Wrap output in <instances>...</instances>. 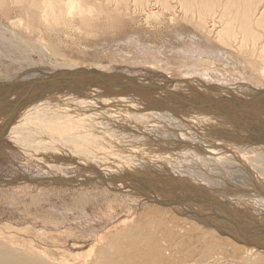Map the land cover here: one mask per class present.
I'll return each instance as SVG.
<instances>
[{
    "label": "bare ground",
    "instance_id": "6f19581e",
    "mask_svg": "<svg viewBox=\"0 0 264 264\" xmlns=\"http://www.w3.org/2000/svg\"><path fill=\"white\" fill-rule=\"evenodd\" d=\"M10 4L29 22L25 25L18 19L12 22L7 18V21L29 36L39 34L43 28L50 36L67 38L71 36L69 33H76L88 44L99 46L139 42L142 52L150 56L171 52L185 59L184 80L174 79L166 72L169 64L162 62V65L158 60L147 63L151 69H161L162 74L155 73L160 78L152 77L150 83L146 80L137 85L111 79L95 64L80 65L72 60L56 62L54 66H32L30 61L27 72L1 79L0 138L19 142L26 156L44 165L38 171L43 169L44 174L35 180L38 185L71 181L86 185L90 181L89 184L103 187L101 195L124 202L118 204V209L108 205L112 211L126 213L107 218L104 222L109 224L107 231L94 237V244L102 250L103 245L111 246V235L119 236V232L135 224L140 207L154 206L158 209L146 208L147 219L140 217L139 221H145L142 227L145 229H165L168 236L165 234L167 237L159 241L167 255L165 260L173 262L171 259L182 254L181 249L188 242L194 250L191 252L199 250V253L192 258L193 254L185 251L191 259L184 258L181 262L182 258H175L181 264H264V218L249 212L251 204L245 200L237 202L231 195H236L232 182L237 185L251 179L264 193V126L256 124L264 121V0H0V12L6 14ZM10 33L9 43L19 49V35L15 31ZM228 64L235 68L233 71L238 76L234 78H239V84H234L236 80L233 84L225 80L224 86L217 82L218 72L231 70ZM8 67L11 69V65ZM164 67L166 70H162ZM216 102H222L227 109L215 110L209 103ZM244 115L249 116L248 122L240 119ZM252 117L260 118L254 122ZM202 140L204 144L213 140V145H204ZM46 165L49 168H44ZM74 167L82 168L83 172L70 174ZM250 202H254L252 207L264 206L263 197L253 196ZM108 207L106 215L110 213ZM167 213L173 220L163 219ZM98 216L101 219L102 215ZM125 231L122 233L127 235ZM3 233L0 264H71L72 259L87 264L95 259L92 250L86 252L89 243L82 241L85 234L82 239L68 240L69 250L57 247L59 255L49 253V247H42L37 241L15 239V234L4 236ZM114 241L116 246H121L118 245L121 241ZM147 241L149 238L145 237L132 249L146 250ZM79 247L85 250L81 257ZM231 248L241 250L240 257L234 258Z\"/></svg>",
    "mask_w": 264,
    "mask_h": 264
},
{
    "label": "rangeland",
    "instance_id": "374dc122",
    "mask_svg": "<svg viewBox=\"0 0 264 264\" xmlns=\"http://www.w3.org/2000/svg\"><path fill=\"white\" fill-rule=\"evenodd\" d=\"M13 8H14V5L11 6V4H10L9 10L6 12V14H2L0 12V22L3 24L2 25L0 23L1 24L0 25V34L3 35L2 40H0V75H2V76H0L1 77L0 78V82H2L1 79L8 78L10 75L16 74V72L17 73H21V74H23V72L24 73L27 72L28 71V68L30 67V65H32V66H38V65H43L44 64V65H48V66H51V65L54 66V65H56L58 63H61L63 61L64 62L65 61L66 62H68V61L69 62H72L73 61V62L78 63L80 65H86V66L94 65L95 64L94 66H97L98 68L101 67V70H103V74L105 76L108 75L107 77H110L111 79H112V77H113V79L116 78L117 80L118 79H121V81L126 82L129 85H137L138 83L144 82L146 80H147V83H150V82H148V81H150V79H151V81L154 80L152 77H156V78L159 79L160 78V74H159V76L157 74L158 73H161L162 74V71H160L161 69H159V71H158V69L157 70L151 69L149 63H147L149 61L150 62H153L155 60H158V63H160V61H161V64L162 65H163V63L164 64H169L167 66L168 67V70H166L167 67L166 68L164 67L165 69L162 68V70H166V72L169 71L171 73V76L174 77V79L184 80L186 78L185 72H182V71H184L186 69V67H184L182 65V63L184 62L185 59H183V58L179 57V55H176V54L171 53V52H163V53H160V54H158L156 56L157 58L155 56H153V55L150 56V54L148 55V54L142 52V50L140 49L139 44H138L139 42H133L132 43L133 45L131 43H129V42H122V43H119V44H111V45L110 44L107 45L105 43H103V45H102L100 43V46L97 44L98 45V47H97L96 44H94V45H93V43L92 44H88L85 40L81 39V37H79L76 33H73V34H70L69 33V35H71V36H68L67 38H65L66 35L59 36V35L52 34L50 36L48 33H46V31L44 32L43 28H40V26H38V24H36L35 27H38V29L40 28L39 30H42L40 32L38 30V32H39L40 35L38 33L36 35H33V36L30 34L32 36L31 37V36H29V33H24L25 31L23 32V30H21L20 27H19V29H17L18 27H13L15 25H13V24L10 23V21H12V22H18V20L21 21L22 24L23 23L24 24L25 23L27 24L29 22L26 17H24V16L21 17L22 14H19V10H14ZM14 11H15V13H14ZM11 12H13V14ZM13 15H14V17H13ZM15 15H16L17 18L15 17ZM7 18L8 19H11V20L10 21H7L8 20ZM15 20H17V21H15ZM143 21H145V18H144ZM4 24H6V25L8 24L7 25L8 27H6ZM14 28H16L17 30L14 29ZM3 29H5V30H3ZM1 31H4V32H1ZM13 31L17 32V35H19V37H18V39L20 40L19 49L16 48V47H14V46H12L11 45L12 43H9V40L11 41V39H9V37H11V33L10 32H13ZM20 33H22V36H21ZM23 36H25V37L27 36L28 38H25ZM34 37L36 39H38V40L34 39ZM30 38H32L33 40L30 39ZM74 38H76V39H74ZM43 39H44V42H42ZM4 40H6V43H8V44H5L4 43L5 42ZM26 40H29V41H26ZM45 41H46V43H45ZM49 41L51 43V44H49L50 46L48 45ZM13 42H17V41H13ZM22 43H24V44H22ZM81 43L82 44H85V45L83 46ZM25 44L27 46H25ZM52 44H54V47L58 44L56 46L57 48H54ZM104 44H105V47H104ZM124 44H125V46H123ZM86 45H88L87 48L85 47ZM117 45H118L119 48L117 47ZM153 45H155V44H153ZM30 46H31V48H28ZM40 46L42 47V49H41ZM157 46L160 47L159 45H157ZM88 47H90V48L88 49ZM99 47H101V48H99ZM122 47H124V48L122 49ZM27 48H28V51H27ZM81 48H82V50H81ZM96 48L97 49L99 48L98 49L99 51L96 50ZM137 48H139V49H137ZM61 49H62V53H61ZM135 49H137L139 52L137 50H135ZM34 51L36 52L35 55H34V53H35ZM25 52L27 54H29V55H27ZM97 52H99V53H97ZM1 53H2L3 56H1ZM38 53L40 55H38ZM63 53H65L66 55L63 54ZM124 53H126V55H124ZM128 53H130L129 55H131V53H132V55L129 56ZM75 54H76V57H75ZM95 54H97V55H95ZM5 55H6V58H5ZM80 56H83V57H80ZM115 56H117L116 57L117 59L115 58ZM123 56L124 57L126 56L127 58H124ZM134 56H136L137 58H135ZM132 57H133V59H132ZM152 57H153L154 60H152ZM24 58H25V60H24ZM74 58H75V60H74ZM35 60H37V62ZM19 62H21V63H19ZM56 62H58V63H56ZM17 63H19V64H17ZM10 65H11V69L8 67ZM20 68H21V70H20ZM227 68L228 69H231V70L230 71H227L226 70V72H224L225 74L224 73L222 74V72L221 73L218 72L217 76H218L219 79L217 80V82H221L220 85L223 84L222 86H224L225 84H227V82H228V84L229 83L230 84H233L232 82L236 80L235 81L236 83H234V84H239V78H237V79L234 78V77H237L238 75H237L236 72L233 71V69L235 70V68L233 67V65L232 66L229 65ZM176 69L177 70L179 69V70L176 71V72H174ZM35 71H37V70H35ZM5 72H6L7 75L8 74L9 75L7 76L6 74H4ZM155 73H157V74H155ZM209 74H210L211 77L213 76V73L212 72H210ZM232 74L233 75L235 74V75L232 76ZM126 80H128V81H126ZM225 80H227V82ZM126 86H128V85H126ZM238 92L241 93V94H243V92H241V91H238ZM243 95L244 96H247L248 94L247 95L243 94ZM209 104L212 107H215V110H216V108H218V109L220 108V109H224V110L227 109V108H223L222 102H216L215 104L214 103H209ZM247 118H249V116H247V115L246 116L245 115L244 116H240V119H244V121H246V122H248L247 121ZM258 118H260V117H252V121L257 122L259 120ZM246 122H244V123H246ZM258 123H260V124H262L264 126V121L263 120L258 121L256 124H258ZM246 124H250V123H246ZM252 127L254 128V127H257V126H252ZM257 130H260V128L258 127ZM263 132H264V130H263ZM0 139H1V142H0V234H2L3 232H4L3 234H5L4 236H7V234L8 235L15 234V236L18 237L17 238V237L14 236L15 239H22L23 240L25 238V240L29 239L27 241L33 240L34 241L33 243H35V241H37L38 243H41V245L40 244L39 245L42 246V247L47 245V247H49V249H48V252L49 253L59 254V255H61V253L58 252L59 250H61V249L62 250H69L70 249L69 243L67 242L68 240H73L74 241V240H77V239H82L83 238V235L85 234L84 235L85 237L82 239V241H85V242L89 243L88 245L85 246L86 247V252H87V250H89V251L92 250V253H94V255H95L94 256L95 259L93 261H91L93 263L87 262V264H128V263L129 264H141V263L142 264H181V262H183L185 259L186 260H189V259H191V257L193 258L194 256H197L198 255L199 250L198 251L195 250L197 253L196 252H191V251H194V250L191 249V247L188 245V242H187V244L185 242L186 245L184 244V246H183V248L181 249V252H180L183 255L182 254H179V255L175 256L173 259H171V260H173L174 263L172 261L165 260L164 256L167 257V255H164V250L160 246V242H159L164 237H167L168 236L166 234L165 229L164 228H161V227H155V228H151V229H145V228H142V227H144L143 225H145V221H139V218L140 217H143V218L147 219L146 217H144L145 216V213L148 212L146 208H149L148 210H151V211L152 210H155V209H158L157 207H154V206H150V207L143 206L144 208L143 207H140V209H143L144 212H142L143 210H140L139 209L140 216L138 217V219H137V215H134L135 216L134 219L135 220L137 219L136 223L135 224L132 223V226L129 225V227H127L128 230H127V228L125 229L127 231L122 230V232L125 231L127 233V235L123 234L122 232H119V236L112 234L111 235V238H110V240L112 241L111 246L109 244L108 245L106 244L105 246L103 245V247H104L103 249L104 250L100 249L99 247H97V245L94 244V239L96 238L97 235H99V234H101L103 232L105 233V230L107 231V226H109V224L104 223L105 220L107 218H114L115 216H117L118 213H120L122 215H125V213H126V211H124V210L123 211L122 210L121 211L120 210H117L118 209V204L119 203H122L121 202V199H116L115 200L114 197H112V196H105L103 194L101 195V192H103V190H102L103 187L101 185H97L95 183L89 184V183H92L90 181L89 182H86V185H85V183L83 184L82 182H81L82 183V185H81L80 182H78V183L76 182L75 183V182L71 181L68 184H61V183L52 182V183H49L47 185H44V186L41 185L40 186V185H38V182H36L35 180L38 181L39 179H41V175L44 174V171H42L43 169H41L42 172L40 171L38 173V171L40 170L39 169L40 166H44V165H42L41 162H39L38 160H36V158H32V157L26 156L25 155V152H24L25 150L22 149L19 146V142H15L14 140H12V139H10L8 137H4V138H0ZM159 139H161V138L159 137ZM213 140H215V139H213ZM208 141H209L210 144H206L205 143L207 146L208 145L209 146L210 145H213L212 144L213 143L212 141H210V140H208ZM202 142L204 144L205 141L202 140ZM187 165H191V163L190 164H187ZM184 166H186V165H184ZM191 167H189V168H191ZM44 168H49V167H48V165H46ZM74 168H76V169H74ZM74 168H72L71 170H69V173L70 174H76L78 172H79L78 174H81L83 172V169L80 168V167H74ZM185 169H187V168H185ZM185 169H183V170H185ZM193 169H195V167ZM73 170H74V172H73ZM79 170H81V171H79ZM188 173H191V171L188 170ZM252 181H253L252 179L249 182H246V183L245 182L242 183L243 182L242 181L240 183L241 185L240 184L235 185L232 182L231 183V186H232V188L233 187L234 188L233 189L231 188V189L234 190V192L236 191V195L237 196L234 193H231V195H233V197L238 200L237 202H244L242 200H245L246 203L251 204V206L249 205V207L251 208L250 209L251 211H249V212H252L253 211V213L255 212L254 214H256L257 216L259 215L258 217L264 218V213H263L264 212V209H263L264 206H260L259 205V206H256V207H252V205L254 206V204H253L254 202H250V200H252L253 196L263 197L264 198V193L261 192V189H259V186L260 185L259 184H256L254 181H253L254 182L253 183ZM120 186H122V185H120ZM231 186H228V187H231ZM256 186H257V188H256ZM245 187H246V189H245ZM257 189H259V191ZM89 192H91V193H89ZM258 192L261 193L260 194L261 196H258ZM248 193L249 194L252 193L253 195L252 194L251 195H248ZM238 194L241 196V198H240V196ZM31 196H34V197L31 198ZM84 196L86 197V199H85ZM91 197H92V199H91ZM95 197L97 198V200L95 199ZM36 198H38L37 199L38 201L35 200ZM31 199L32 200L34 199L35 201L33 200L34 202L32 203V200ZM108 199H109L110 202H108ZM98 200H100V201H98ZM76 201L79 204H77ZM81 201H83L85 204H87V206L84 203H81ZM90 201H93L92 204L90 203ZM111 201H113V203ZM28 203H31L33 206H31V204L29 205ZM65 204H67V205H65ZM108 205H109V207L110 206H113L114 208H117L116 209L117 211L116 210H113V211H115L113 213V211L111 209H109ZM95 206H97V207H95ZM106 207H108V209L110 210L109 211L110 213H108V215H106L107 212H105V211H108L106 209ZM78 208H79V210H78ZM102 210H104V212ZM161 210H164V209H161ZM256 210H258L259 212L256 211ZM98 211H99L100 214H98ZM111 211H112V213H111ZM162 212H164V211H162ZM142 213H144V214H142ZM164 213H166V212H164ZM98 215H102L101 216V219H100V217ZM91 216H93V217H91ZM94 216H95V218H94ZM84 217H86V218L84 219ZM81 219H83V220H81ZM163 219L165 221H169L172 218H170L169 217V214L167 213L166 215H163ZM85 221L87 222V224H86ZM97 221H101V222H97ZM132 228H135L137 231H139V233L137 234V231H135V229H132ZM64 232H66V233H64ZM131 232H133L134 234H132ZM60 233H61V235H59ZM93 233H95L94 236H91L90 234L93 235ZM140 233H142V236L140 235ZM162 233H163V236L160 235ZM128 234H130L131 236L130 235L128 236ZM158 234H159L160 237L159 236L157 237ZM165 234L167 236H165ZM42 235H43V237H42ZM71 235L73 236V238H72ZM69 237H71V239ZM80 237H82V238H80ZM140 237H143L142 238L143 240ZM145 237H148L149 238V242L147 241V244L149 243L147 245L148 246L147 247L148 249L146 248V250H143L141 252L136 249V252H135V248L133 250L132 247H136L135 244H141L140 242L144 241V238ZM30 238H32V239H30ZM85 238H87V239H85ZM121 238H122V240H121ZM39 239H40V241H39ZM114 240L121 241V243L119 242L118 245H121L122 247L121 246H116ZM128 240H129V242H128ZM137 240H138L139 243H137ZM43 241H45V243ZM37 242H36V244L38 245ZM113 242H114L115 247L113 245ZM122 242L125 243V244H123ZM157 244L160 246L161 249L158 248L159 246ZM155 245L157 246V249L158 250L156 249V246ZM187 246L190 249H188ZM243 246H245V245H243ZM57 247L60 248L58 251H57V249H58ZM62 247H65V248L63 249ZM118 247H120V248L118 249ZM152 247H154V248L152 249ZM184 248H185V250H183ZM96 249H98V250H96ZM123 249L125 250V252H124ZM185 251L186 252L189 251L188 253L189 254L192 253L193 255L190 254L192 256L189 257L190 255L188 253H186ZM79 252H81L80 253V257H81L82 256V253L85 252L84 248L83 247H79ZM133 252H135V253H133ZM240 252H241V250H239V249L237 250V249H232L231 248V254H232V256H234V258L240 257ZM111 253H113V254L111 255ZM141 253H143V254H141ZM185 254H187V255H185ZM153 255H156L157 257L156 256H153ZM180 255H182V256H180ZM106 257H107V259H106ZM140 257H143V258H140ZM162 258H163V262H162ZM175 258L176 259L178 258L180 260L182 258V261L179 263L180 260H175ZM138 259H140V260H138ZM110 260L112 261V263H111ZM114 262H116V263H114ZM168 262H170V263H168ZM69 263H71V264H80L81 262L72 259V261H70ZM258 264H263V263L261 262V263H258Z\"/></svg>",
    "mask_w": 264,
    "mask_h": 264
},
{
    "label": "water",
    "instance_id": "95a60500",
    "mask_svg": "<svg viewBox=\"0 0 264 264\" xmlns=\"http://www.w3.org/2000/svg\"><path fill=\"white\" fill-rule=\"evenodd\" d=\"M0 142H1V139H0Z\"/></svg>",
    "mask_w": 264,
    "mask_h": 264
}]
</instances>
